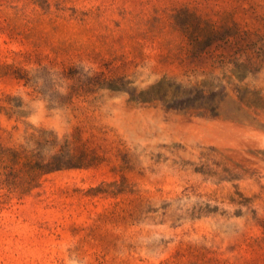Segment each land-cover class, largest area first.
Instances as JSON below:
<instances>
[{
  "label": "rangeland",
  "instance_id": "obj_1",
  "mask_svg": "<svg viewBox=\"0 0 264 264\" xmlns=\"http://www.w3.org/2000/svg\"><path fill=\"white\" fill-rule=\"evenodd\" d=\"M0 264H264V0H0Z\"/></svg>",
  "mask_w": 264,
  "mask_h": 264
}]
</instances>
